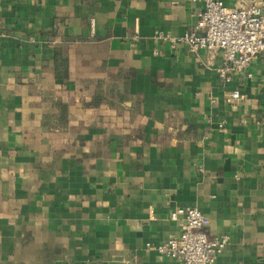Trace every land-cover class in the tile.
Returning a JSON list of instances; mask_svg holds the SVG:
<instances>
[{
	"label": "crops",
	"instance_id": "crops-1",
	"mask_svg": "<svg viewBox=\"0 0 264 264\" xmlns=\"http://www.w3.org/2000/svg\"><path fill=\"white\" fill-rule=\"evenodd\" d=\"M202 7L0 0V264H180L153 246L190 206L215 264H264V52L227 82L221 49L158 36Z\"/></svg>",
	"mask_w": 264,
	"mask_h": 264
},
{
	"label": "built area",
	"instance_id": "built-area-1",
	"mask_svg": "<svg viewBox=\"0 0 264 264\" xmlns=\"http://www.w3.org/2000/svg\"><path fill=\"white\" fill-rule=\"evenodd\" d=\"M196 28L181 35L163 31L158 36L172 46L184 43L192 51L221 49L223 63L219 75L227 82L233 73L247 70L254 57L264 52V1L250 0L245 4L231 6L223 0H200ZM91 29L96 31V21L91 19ZM251 76V73H249ZM239 90L230 98H242ZM171 219L182 218L181 232L154 245L159 252L177 258L180 264H215L217 254L227 245L229 236L222 234L210 237L206 231L209 218L197 207H178L171 211Z\"/></svg>",
	"mask_w": 264,
	"mask_h": 264
}]
</instances>
